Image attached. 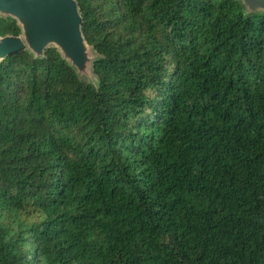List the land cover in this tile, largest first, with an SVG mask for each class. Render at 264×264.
I'll return each mask as SVG.
<instances>
[{"label":"trees","instance_id":"obj_1","mask_svg":"<svg viewBox=\"0 0 264 264\" xmlns=\"http://www.w3.org/2000/svg\"><path fill=\"white\" fill-rule=\"evenodd\" d=\"M77 2L96 84L0 62V264H264V14Z\"/></svg>","mask_w":264,"mask_h":264},{"label":"water","instance_id":"obj_2","mask_svg":"<svg viewBox=\"0 0 264 264\" xmlns=\"http://www.w3.org/2000/svg\"><path fill=\"white\" fill-rule=\"evenodd\" d=\"M239 1L247 15L264 14V0ZM0 17L14 18L21 29L17 35H0V62L23 50L44 57L55 47L80 78L97 83L93 63L99 54L85 39L77 0H0Z\"/></svg>","mask_w":264,"mask_h":264},{"label":"rangeland","instance_id":"obj_3","mask_svg":"<svg viewBox=\"0 0 264 264\" xmlns=\"http://www.w3.org/2000/svg\"><path fill=\"white\" fill-rule=\"evenodd\" d=\"M84 78H86V77H84Z\"/></svg>","mask_w":264,"mask_h":264}]
</instances>
